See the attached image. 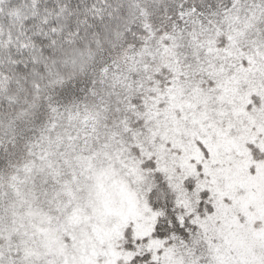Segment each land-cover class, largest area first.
I'll return each instance as SVG.
<instances>
[{"label": "snow or ice", "instance_id": "6c2138e0", "mask_svg": "<svg viewBox=\"0 0 264 264\" xmlns=\"http://www.w3.org/2000/svg\"><path fill=\"white\" fill-rule=\"evenodd\" d=\"M0 264H264V0H0Z\"/></svg>", "mask_w": 264, "mask_h": 264}]
</instances>
